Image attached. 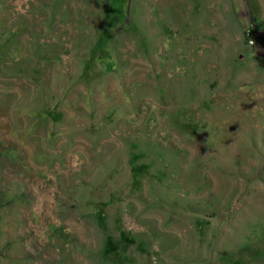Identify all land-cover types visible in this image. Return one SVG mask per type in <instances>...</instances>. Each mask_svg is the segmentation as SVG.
Returning a JSON list of instances; mask_svg holds the SVG:
<instances>
[{
	"label": "rangeland",
	"instance_id": "rangeland-1",
	"mask_svg": "<svg viewBox=\"0 0 264 264\" xmlns=\"http://www.w3.org/2000/svg\"><path fill=\"white\" fill-rule=\"evenodd\" d=\"M0 264H264V0H0Z\"/></svg>",
	"mask_w": 264,
	"mask_h": 264
},
{
	"label": "built area",
	"instance_id": "built-area-1",
	"mask_svg": "<svg viewBox=\"0 0 264 264\" xmlns=\"http://www.w3.org/2000/svg\"><path fill=\"white\" fill-rule=\"evenodd\" d=\"M250 30H251V28H249V27L246 28L245 36H246V40H247L248 44L252 46V45H254L255 40H254V35L250 33Z\"/></svg>",
	"mask_w": 264,
	"mask_h": 264
},
{
	"label": "trees",
	"instance_id": "trees-1",
	"mask_svg": "<svg viewBox=\"0 0 264 264\" xmlns=\"http://www.w3.org/2000/svg\"><path fill=\"white\" fill-rule=\"evenodd\" d=\"M250 33H251V34H254V30H253V29H251V30H250Z\"/></svg>",
	"mask_w": 264,
	"mask_h": 264
}]
</instances>
